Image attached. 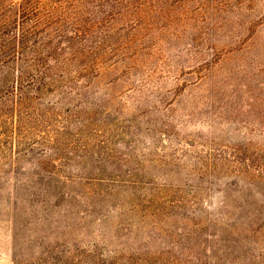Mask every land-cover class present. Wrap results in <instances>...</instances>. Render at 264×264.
Instances as JSON below:
<instances>
[{
	"label": "rangeland",
	"instance_id": "1",
	"mask_svg": "<svg viewBox=\"0 0 264 264\" xmlns=\"http://www.w3.org/2000/svg\"><path fill=\"white\" fill-rule=\"evenodd\" d=\"M79 1L85 69L0 90V264H264V0Z\"/></svg>",
	"mask_w": 264,
	"mask_h": 264
},
{
	"label": "trees",
	"instance_id": "2",
	"mask_svg": "<svg viewBox=\"0 0 264 264\" xmlns=\"http://www.w3.org/2000/svg\"><path fill=\"white\" fill-rule=\"evenodd\" d=\"M80 2L5 0L0 11V35L5 36V40L0 37V90L17 91L21 103L25 99L32 100L23 98V91L43 94L67 83L74 74L85 69L77 64V46H68V53H57L62 48L55 45L57 30L53 29L65 18L75 40L81 39L80 45L84 48L82 37L87 36L89 26H84L86 11Z\"/></svg>",
	"mask_w": 264,
	"mask_h": 264
}]
</instances>
